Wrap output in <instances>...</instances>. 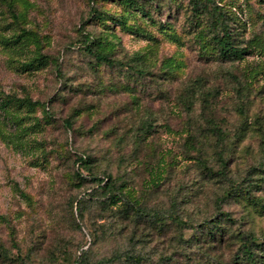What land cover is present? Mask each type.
Masks as SVG:
<instances>
[{"label":"rangeland","instance_id":"374dc122","mask_svg":"<svg viewBox=\"0 0 264 264\" xmlns=\"http://www.w3.org/2000/svg\"><path fill=\"white\" fill-rule=\"evenodd\" d=\"M214 1L239 57L214 2L0 0V264H240L212 221L264 238V0Z\"/></svg>","mask_w":264,"mask_h":264},{"label":"trees","instance_id":"16d2710c","mask_svg":"<svg viewBox=\"0 0 264 264\" xmlns=\"http://www.w3.org/2000/svg\"><path fill=\"white\" fill-rule=\"evenodd\" d=\"M130 2H133L134 0H128ZM191 4L193 5V8L195 11H201L203 8L208 7L210 2H214L211 8V15L213 19L217 20V25H220L221 31L218 35H216L215 39L217 41V44L219 46L220 54L224 58H235L239 57L243 54V49L233 44L232 41V34L229 31L227 24L225 23L226 19V13L222 11L220 5L215 3L214 0H190ZM91 52H93L97 59L106 62L107 64H115L114 59L110 57V53L103 51V50H93L91 47H87ZM10 100H5L1 102V106L5 107L9 104ZM27 102L31 103V99H27ZM216 132H220V129H217ZM80 162L84 163L87 160V156L82 154L80 157ZM262 168L264 169V163L261 164ZM99 184H101L102 180L99 179ZM107 183L103 185V187H106ZM227 220H231V217L229 215L225 214L223 215ZM174 220L176 222H183L184 224H187L182 219L175 217ZM214 223L213 230L209 232L208 237L212 242H219L223 243L224 241H232L240 244L238 245L235 253H233L234 258L236 259V262H239L240 264H264V238H260L254 233L251 232H237L236 234L232 233L231 236L227 235V231L223 229L222 224ZM230 231H228L229 233ZM218 245V244H217ZM217 249H221L220 246H217ZM128 259L136 258L137 260H140L141 257L136 256L134 254H130L126 256ZM111 260L121 259V255H113ZM106 260V259H105Z\"/></svg>","mask_w":264,"mask_h":264}]
</instances>
